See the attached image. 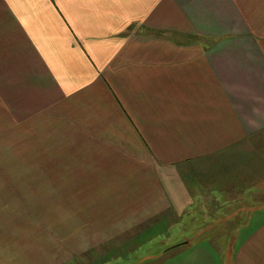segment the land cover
<instances>
[{
	"label": "crops",
	"instance_id": "1",
	"mask_svg": "<svg viewBox=\"0 0 264 264\" xmlns=\"http://www.w3.org/2000/svg\"><path fill=\"white\" fill-rule=\"evenodd\" d=\"M4 132L112 244L264 264V0H0Z\"/></svg>",
	"mask_w": 264,
	"mask_h": 264
},
{
	"label": "rangeland",
	"instance_id": "2",
	"mask_svg": "<svg viewBox=\"0 0 264 264\" xmlns=\"http://www.w3.org/2000/svg\"><path fill=\"white\" fill-rule=\"evenodd\" d=\"M15 140L16 134H0V264H138L134 254L139 251L146 254L143 264L172 263L171 255L159 254L170 245L146 244L130 252L127 245L112 244L122 241L128 230L96 227L106 222L101 215L91 218L88 211L91 182L43 175L42 163L36 164L42 161L41 150L16 148L21 143ZM25 159L30 161L28 171L19 163ZM101 183L94 182L93 188Z\"/></svg>",
	"mask_w": 264,
	"mask_h": 264
}]
</instances>
